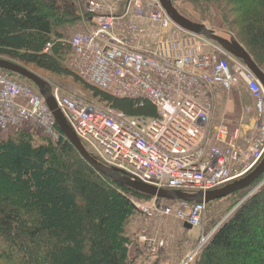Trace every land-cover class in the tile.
<instances>
[{
    "label": "built area",
    "instance_id": "1",
    "mask_svg": "<svg viewBox=\"0 0 264 264\" xmlns=\"http://www.w3.org/2000/svg\"><path fill=\"white\" fill-rule=\"evenodd\" d=\"M78 18L80 30L58 40L70 50L71 71L114 97L147 101L156 110L153 118H131L51 87L66 123L99 163L158 190L193 195L242 179L261 162L264 90L242 61L181 30L158 0H127L121 7L85 0ZM53 44L47 42L43 52ZM240 86L253 101L252 121L216 123L217 95ZM25 125L51 142L62 137L36 88L0 70V132ZM133 205L145 222L173 218L199 229L207 204L147 198ZM138 243L148 248L154 241L142 232Z\"/></svg>",
    "mask_w": 264,
    "mask_h": 264
},
{
    "label": "trees",
    "instance_id": "2",
    "mask_svg": "<svg viewBox=\"0 0 264 264\" xmlns=\"http://www.w3.org/2000/svg\"><path fill=\"white\" fill-rule=\"evenodd\" d=\"M229 1L240 15L245 46L235 38L261 68L255 57H264V0ZM78 20L74 3L0 0V58L72 79L128 117H155L151 103L114 97L64 65L70 50L58 40H66L63 30ZM25 137L0 140V264H129L131 241L122 234L125 217L134 212L129 196L147 197L97 174L62 137L56 143ZM263 179L264 173L245 193ZM205 231L210 237L193 264H264V185L215 232Z\"/></svg>",
    "mask_w": 264,
    "mask_h": 264
},
{
    "label": "rangeland",
    "instance_id": "3",
    "mask_svg": "<svg viewBox=\"0 0 264 264\" xmlns=\"http://www.w3.org/2000/svg\"><path fill=\"white\" fill-rule=\"evenodd\" d=\"M56 1L59 4L74 3L77 8V14L80 12V9H84L85 0ZM101 1L114 7H121L123 2L127 0ZM171 2L175 9L188 20L205 25L226 40L230 37L235 38V35L237 34L239 35L238 40L245 46L240 34V15L236 12V6L229 0H171ZM80 25L81 23L78 20V22L74 23L72 28L66 27L63 32L68 34V38L71 34L80 30ZM255 58L259 60L264 72V57L256 55ZM69 61L70 58L68 57L67 63L63 61L64 65L68 66ZM26 69L46 81L52 88H58L64 93H71L89 103L105 106L97 99L92 98L89 92L83 90L78 84H75L72 79L56 77L51 74L37 71L32 67H27ZM11 77L20 83H25L27 85L31 84L18 76L13 75ZM252 106L253 101L251 97L246 90L240 86L229 93L217 95L214 120L216 123H224L232 127L240 124L247 126L253 118ZM23 135L27 136L25 138L32 143H42L43 141L50 142L40 130L31 125L21 126L16 130H10L8 132H0V140ZM254 186L249 188L246 193L243 190V192L241 191L210 202L208 205L209 207L206 208L207 211L205 213L202 227L199 229H192L191 231L185 230L181 223L173 218L145 222L133 205V203H138V201L142 199L128 195L129 200L134 207V212H131L129 216L125 217V220L122 223V234L131 241L129 249L130 257L128 259L129 264H184L186 257L187 259L193 258L192 261H188L186 264H193V260L197 257V253L200 250L199 248L207 242H201V236L205 237L206 240V236H209L206 234V227L210 226V233H212L214 229L217 230V228L230 216L234 208L236 209L245 201L247 193ZM115 189L120 192L118 188ZM142 232H145V234L154 241V243L148 248L141 247L138 243V237Z\"/></svg>",
    "mask_w": 264,
    "mask_h": 264
},
{
    "label": "water",
    "instance_id": "4",
    "mask_svg": "<svg viewBox=\"0 0 264 264\" xmlns=\"http://www.w3.org/2000/svg\"><path fill=\"white\" fill-rule=\"evenodd\" d=\"M158 2L162 10L165 12L166 16L181 30L196 36L204 37L208 40L215 42L227 54L242 61L246 65V67L251 71L255 79L259 82V84L264 90V72L261 68L256 65V63L246 51V49L242 45H240L234 37H230L228 40H226L220 37L215 31L207 28L205 25L194 23L188 20L175 9L171 0H158ZM0 70L22 78L30 82L31 85L36 88V90L42 96L48 109L52 112L56 127L59 132L62 134V136H64L66 141H68L73 146V148L78 152L79 156L97 174L110 179L111 181L118 184L120 187H125L147 198H157L169 201H184L191 203L203 202L205 204H209L210 202L225 198L236 192L247 189L255 180H257L264 173L263 157L261 162L242 179L234 181L220 189L210 191L205 194L199 192L193 195L185 194L179 191L158 190L138 180L127 178L120 171L103 166L85 151L81 142L75 136L71 128L66 123L63 115L56 107V104L51 94V86L46 81L29 71L25 67L3 58H0ZM183 228L185 230L192 229L186 223L183 224ZM215 230L216 229H214L212 233ZM212 233H210V235Z\"/></svg>",
    "mask_w": 264,
    "mask_h": 264
}]
</instances>
